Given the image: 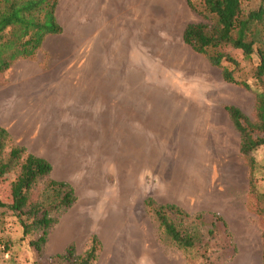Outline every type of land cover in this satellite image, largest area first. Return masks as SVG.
<instances>
[{
  "label": "rangeland",
  "instance_id": "1",
  "mask_svg": "<svg viewBox=\"0 0 264 264\" xmlns=\"http://www.w3.org/2000/svg\"><path fill=\"white\" fill-rule=\"evenodd\" d=\"M191 1L200 9L201 0ZM260 5L264 0H242L244 12ZM161 8L160 21L113 23V29L98 23L99 47L114 63V76L145 80V117L81 118L65 110L59 113L71 116L47 117L32 111V103L18 102L26 94L11 92L10 71L0 74V128L9 133L2 158L24 147L50 161V178L70 184L76 197L70 209L51 214L58 223L38 250L31 242L41 232L23 235L16 217H0V264H68L57 255L70 244L81 254L92 235L101 242L92 264H262L264 146L251 153L250 173L224 110L235 106L255 120L262 90L254 76L257 55L245 60L225 49L239 63L236 81L247 87L226 83L221 69L182 42L185 27L201 17L186 0ZM58 23L74 33L76 23ZM18 173L13 168L0 179L5 203ZM46 183L36 182L28 205L49 203ZM147 199L186 213L170 217L194 236V248L181 250L166 236Z\"/></svg>",
  "mask_w": 264,
  "mask_h": 264
},
{
  "label": "trees",
  "instance_id": "2",
  "mask_svg": "<svg viewBox=\"0 0 264 264\" xmlns=\"http://www.w3.org/2000/svg\"><path fill=\"white\" fill-rule=\"evenodd\" d=\"M186 2L201 17V21L185 27L182 42L204 57L210 66L221 69L224 82L247 87L244 82L236 81L235 71L239 63L225 49L240 51L245 60L257 55L254 76L262 90L255 100V120H249L235 106L224 107L239 134V152L250 173H253L255 162L251 153L264 146V6L244 12L242 0H201L200 9H196L191 0ZM57 6L58 0H0V74L7 72L17 60H34L46 36L63 32L56 18ZM224 64L231 65L232 69ZM8 140V131L0 128V179L10 169H19L11 186L10 202L0 199V217H16L23 235L41 232L40 237L31 242L38 250L46 243L48 232L58 223V219L52 218L51 214L70 209L76 202L75 193L67 182L50 178L52 166L46 159L28 154L24 147H12L4 160L2 155ZM39 179H47L49 203L28 205L29 193ZM144 204L179 249L194 248V236L181 232L170 217L171 214L187 217L184 211L174 204L154 207L151 199L145 200ZM259 214L264 219V207ZM261 243V262L264 264V228ZM100 249L101 242L96 235H92L81 254H76L74 245L70 244L64 254L57 257L68 264H92Z\"/></svg>",
  "mask_w": 264,
  "mask_h": 264
},
{
  "label": "crops",
  "instance_id": "3",
  "mask_svg": "<svg viewBox=\"0 0 264 264\" xmlns=\"http://www.w3.org/2000/svg\"><path fill=\"white\" fill-rule=\"evenodd\" d=\"M177 4L178 0H58L57 21L76 23L73 35L63 31L46 36L34 60H17L7 71L11 92L26 94L18 102H30L32 111H44L51 118L71 116L59 113L62 110L81 118L145 117V80L114 76V63L99 47L98 23H111L113 29V23L160 21L161 7Z\"/></svg>",
  "mask_w": 264,
  "mask_h": 264
}]
</instances>
